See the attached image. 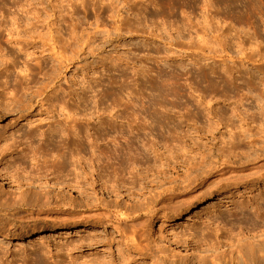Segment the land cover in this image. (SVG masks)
Segmentation results:
<instances>
[{
  "label": "rangeland",
  "instance_id": "obj_1",
  "mask_svg": "<svg viewBox=\"0 0 264 264\" xmlns=\"http://www.w3.org/2000/svg\"><path fill=\"white\" fill-rule=\"evenodd\" d=\"M0 20L7 31L30 36L26 47L38 54L48 51L51 35L78 39L79 60L51 85L59 95L80 89L83 119L102 135L98 151L111 156L101 157L94 176L84 168V197L72 192L87 224L0 235V264H264V237L253 256L246 251L253 242L236 240L247 233L238 208L248 204L251 215L264 207V172L226 177L211 189H201L199 178L227 166L239 171L264 153V0H0ZM6 34L3 53L15 48ZM34 102L22 113L0 104L2 197L25 189L7 176L22 146L1 152L28 130L27 120L46 118V107ZM131 128L139 150L125 149L120 138ZM241 133L245 140L232 141ZM173 187L189 195L175 202L202 192L176 214L158 210ZM138 214L136 236L125 215ZM204 239L216 250L204 252ZM142 247L145 253L136 251Z\"/></svg>",
  "mask_w": 264,
  "mask_h": 264
},
{
  "label": "bare ground",
  "instance_id": "obj_2",
  "mask_svg": "<svg viewBox=\"0 0 264 264\" xmlns=\"http://www.w3.org/2000/svg\"><path fill=\"white\" fill-rule=\"evenodd\" d=\"M3 31L7 33L6 36L8 39L6 43L10 45L13 44L15 48L8 50L6 53H3V49L0 48V104L10 112L22 113L29 111V109L31 110L36 100L40 108H43V106L46 107V118L42 119L38 124H34V122L27 120L28 130L21 132L18 141H14L11 144L6 142L4 144V150L2 149L3 151L1 153H5L6 156L12 154L14 151L17 152L16 150L22 146L17 152V157L19 158L17 160L14 159V164H11L10 168L12 169L14 167V169L12 171H7V176L17 183V188L19 190L23 187H25V189L12 198L0 196V215L3 216V214H5L4 212L9 213L12 211L11 215L5 214V217L3 216L1 219L0 235L8 236L16 232H25V234L28 235L38 227L47 228L48 226L55 225L61 226L63 229L71 222L73 224H87L90 219L83 218V216L86 215V212L81 211L83 208L80 210L75 207L76 198L75 200L72 198V192L77 193L78 196L83 195L84 197L85 187L87 185L86 177L88 175L86 172L85 177H83L84 171L86 169L88 170L89 167L91 170L89 173H91V176H94L96 172L95 168H98L102 161L101 157L106 160L111 156H106L98 151V147H100L98 141L102 138V135L101 133H97L96 130V132L91 133L87 125L88 121L83 119L81 104L83 95L80 93V89L70 90V92L61 90L59 93L62 94L59 95L58 91L54 89V84L51 85L59 75L58 72L61 73V70L68 62L79 60L81 48L78 39H73L71 43L68 39H64L61 36L55 39V37L51 35L49 39L50 43L48 42V51L42 50L38 54L35 50L31 52L28 47H26V45L29 46L31 44L25 43L26 40L28 41L31 39L30 36L28 38L21 37L20 32L16 34V30L12 28L10 31H7L1 20L0 47ZM39 37V39H41L40 35ZM59 42H62L61 46H59ZM68 53H70L69 56L67 55ZM20 56L23 57L22 62L20 61L22 59V57L20 59ZM33 102L34 104H32ZM117 118H121L122 121V117L117 116L116 119ZM45 121L46 123H42ZM108 123H110V121H108ZM99 124L101 125V123ZM120 133H122L120 134V138L126 143L125 149L139 150L138 146H136L137 148L135 147L136 140H138L139 136L134 135L132 128L130 131L124 133L121 131ZM241 137H237L233 134L231 135L232 141L238 139L237 141L239 143L241 141L240 139L245 140L247 138L243 133H241ZM4 139L7 141V138ZM9 139L10 138H8V140ZM248 145H255L254 140L249 141ZM142 148H145V145H143ZM120 150H122V147H120ZM120 150L114 148L112 152L117 153ZM86 152L90 155L88 159L85 158ZM96 152L98 153L96 154ZM253 161L255 163L243 167L239 169V171L227 166L218 171L217 174H213L216 176L211 181L206 179L208 176L210 177V175H212L211 170L203 172L199 175L201 182L200 188H215L222 179L226 177L228 180L239 181L242 178L248 177V175L242 173L245 171H250L252 175L257 174L260 176L261 173L264 172V153L255 156ZM246 163H249V161H245V163L242 164ZM85 167L87 168L84 170ZM147 177L146 179H149ZM144 181L145 180H143V182ZM87 186L90 187L89 184ZM189 187H184L183 191L187 190ZM61 188L62 190L65 188L68 190L66 192L63 190L62 193L60 192ZM31 189H42V191L31 192ZM45 189H57L58 192L54 193V191L50 190L45 191ZM170 190L171 192L168 198H164L159 202L160 206L158 210L175 212V214L180 212L182 208H186L189 205V201L193 200V198L196 199L199 196L198 194L202 192L195 194L190 200L182 199L175 202V200L183 197L187 198L189 195H178L174 187ZM174 202L177 204V207L173 210H169L168 208L174 206ZM77 203L79 205L81 202ZM172 203L173 205L171 206ZM169 205L171 207H169ZM248 206L247 204L238 208L240 223L244 225V229L247 230V233L239 236L236 240L237 244H248L253 242L255 247L246 248L247 254L253 256L258 250L256 247L258 243L255 242L260 241L258 239L264 237V207L258 208L256 205L255 209L259 211V213L247 215L245 213L248 211ZM13 211L17 212L14 213ZM130 216L131 215H125V219H131V221L125 223V225H129L130 229L132 228V234L134 233V235L136 234L137 236V232L135 231L141 226L138 220L143 216L141 214L132 218H130ZM23 223L24 225H22ZM131 240L133 242V239ZM259 243L261 244V242ZM201 244L205 245L203 246V248L205 247L203 249L204 252L213 250L210 249L211 246H209V244L207 245L206 239L202 240ZM146 248L142 247L141 249H136V251L145 253Z\"/></svg>",
  "mask_w": 264,
  "mask_h": 264
}]
</instances>
